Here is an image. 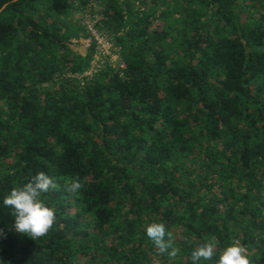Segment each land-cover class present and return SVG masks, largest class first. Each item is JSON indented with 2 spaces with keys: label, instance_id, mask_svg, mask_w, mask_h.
I'll return each mask as SVG.
<instances>
[{
  "label": "trees",
  "instance_id": "obj_1",
  "mask_svg": "<svg viewBox=\"0 0 264 264\" xmlns=\"http://www.w3.org/2000/svg\"><path fill=\"white\" fill-rule=\"evenodd\" d=\"M93 3L116 65L92 63L93 37L85 54L70 46L88 37L72 12ZM2 6L0 264H168L151 223L172 233L174 264L213 236L202 264L236 241L264 264V0ZM39 172L59 187L42 195L56 221L33 240L3 199Z\"/></svg>",
  "mask_w": 264,
  "mask_h": 264
},
{
  "label": "clouds",
  "instance_id": "obj_2",
  "mask_svg": "<svg viewBox=\"0 0 264 264\" xmlns=\"http://www.w3.org/2000/svg\"><path fill=\"white\" fill-rule=\"evenodd\" d=\"M84 185L79 177L66 182L65 189L70 193H78ZM59 185L44 172L34 175L25 185L13 188L3 199V205L10 209L15 217V231L38 240L48 234L56 221L55 211L46 206L42 195L57 190ZM146 235L160 255L168 257V264H174L180 249L175 246L172 233L167 231L163 223H151L146 227ZM0 229V236H3ZM215 236L199 244L190 254V264H202L211 261L217 248ZM217 264H249L245 248L239 241L226 247L220 254Z\"/></svg>",
  "mask_w": 264,
  "mask_h": 264
},
{
  "label": "rangeland",
  "instance_id": "obj_3",
  "mask_svg": "<svg viewBox=\"0 0 264 264\" xmlns=\"http://www.w3.org/2000/svg\"><path fill=\"white\" fill-rule=\"evenodd\" d=\"M100 8L101 7L98 3H93L87 5L84 8H77L74 12H72L71 15L73 20L80 22V24L86 27V31H88V37L71 39L70 46L74 51H77L80 54H85L88 47L93 41V37L94 40L97 42L96 47L99 52L95 54L94 61L92 63L95 65L97 64L96 67H99L100 65L106 62L116 65L117 54L114 53L113 49L110 48L109 37L107 35H101L95 27L97 18L99 17ZM100 55H102V57ZM96 57H99V59L97 60Z\"/></svg>",
  "mask_w": 264,
  "mask_h": 264
},
{
  "label": "built area",
  "instance_id": "obj_4",
  "mask_svg": "<svg viewBox=\"0 0 264 264\" xmlns=\"http://www.w3.org/2000/svg\"><path fill=\"white\" fill-rule=\"evenodd\" d=\"M99 52V51H98ZM101 53V52H100ZM99 53V54H100ZM97 58V60L99 59V57H96ZM121 67H123V64H121ZM87 74H90V71L89 72H87Z\"/></svg>",
  "mask_w": 264,
  "mask_h": 264
},
{
  "label": "water",
  "instance_id": "obj_5",
  "mask_svg": "<svg viewBox=\"0 0 264 264\" xmlns=\"http://www.w3.org/2000/svg\"><path fill=\"white\" fill-rule=\"evenodd\" d=\"M2 8H3V6L0 8V11H1Z\"/></svg>",
  "mask_w": 264,
  "mask_h": 264
}]
</instances>
